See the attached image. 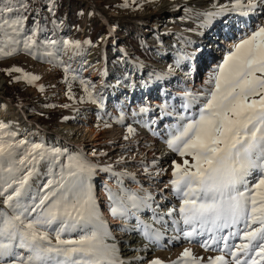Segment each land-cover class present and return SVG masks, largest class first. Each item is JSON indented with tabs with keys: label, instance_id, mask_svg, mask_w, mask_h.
Listing matches in <instances>:
<instances>
[{
	"label": "snow or ice",
	"instance_id": "6c2138e0",
	"mask_svg": "<svg viewBox=\"0 0 264 264\" xmlns=\"http://www.w3.org/2000/svg\"><path fill=\"white\" fill-rule=\"evenodd\" d=\"M47 6L55 12L54 0ZM128 6V0L120 5ZM262 7L264 0H229L198 15L207 22L233 12L249 15ZM29 8L27 0H0V59L25 52L51 62L66 50L79 54L78 40L40 41L42 28L36 21L25 33ZM188 58L179 55L176 66ZM5 71L21 73L13 79L29 84L40 79L17 66ZM81 84L87 99L97 103L95 86L83 80ZM39 87L43 90V85ZM68 94L72 97L71 86ZM182 101L181 112L175 113L177 122L168 127L165 140L167 148L182 159H173L170 169L160 172L150 170L157 165L155 159L144 167L149 176L170 170L171 179L160 195L166 198L165 191H170L179 204L159 212L150 191L122 186L123 177L135 179L134 173L125 171L113 173L121 185L118 190L105 185L111 214L125 221L134 218V226L124 224L121 229L138 232L152 244H159L165 234L154 224H167L168 217L172 231L179 234L170 239L198 240L202 247L222 253L209 257L207 264H264V24L239 37L209 75L203 91L186 90ZM167 108V103L160 106L162 116L173 115ZM151 110L139 109L145 114ZM155 123L145 121V126ZM9 129L0 122V264H127L92 183L100 166L81 152L17 140L18 133ZM128 132L135 135L136 130L129 126ZM41 161L48 164L47 179L34 188L31 180L40 175ZM101 170L112 171V167ZM145 209L152 212L151 222L141 218ZM237 238L240 243L230 242ZM149 264L164 261L157 257ZM172 264H204V260L185 248Z\"/></svg>",
	"mask_w": 264,
	"mask_h": 264
},
{
	"label": "rangeland",
	"instance_id": "374dc122",
	"mask_svg": "<svg viewBox=\"0 0 264 264\" xmlns=\"http://www.w3.org/2000/svg\"><path fill=\"white\" fill-rule=\"evenodd\" d=\"M171 1L173 0H128V7H120V5L124 3V0H54L56 10L52 13L47 6L49 0H27L30 8L27 13L28 20L25 26V33L30 32L33 27V22L36 21L42 28L38 37L40 41L49 39L57 41L78 40L81 42L82 48L79 54H75L71 50L60 52L57 58L51 62L37 59L25 52L0 59V75L5 78L2 91L5 97L18 107L14 109L13 112L8 113L7 116L9 118H3L0 122L10 125L9 130L18 133L16 137L17 140L24 139L26 130L24 131L18 128L20 127L18 124L20 115L18 111L21 110L28 117L26 119L27 122L30 120V123L41 125V127L45 129V137L46 134L48 135V142H46L47 138H43V141H39V135L38 138L35 139L37 142L32 139L29 141L30 143H42L47 147L66 149L68 153L81 152L85 154L91 162L94 161L93 163L95 164L103 162L110 163L112 167V171L110 172L112 173L108 175H112L111 179L116 183L117 177L113 173L121 172L122 169L129 167L131 168L130 173L134 172L139 175L135 177L136 180L134 181L128 179L123 181V187L134 189L136 182H138L137 179L139 178L144 188L152 194H155V196H161L160 190L163 187L165 188V185L168 184L171 175L164 178L163 176L154 178L155 175L149 176L143 171H138V168H140L139 161L141 159L140 151L143 146L145 147L147 145L148 138L155 137L156 135L154 133L159 129L156 128L155 124H153L151 128L146 127L145 121L160 117H163L164 120L165 116L161 115L160 106L165 103L168 104V112L171 110L181 111L180 105L183 102V95L176 98L174 93L176 88H172L174 90H171V93L175 96H168L165 100L162 98L160 104L153 105L151 104L152 98L159 97L160 94L157 93L148 100L147 94L143 92V94L135 97L133 100L136 103L139 101L136 107L137 109L133 108L132 105L134 104L132 103L119 107L118 100H120L123 93H127L125 89L131 85L134 87L136 86L135 89L137 88V91L140 93V90L144 89L145 86L148 87L149 84L154 83L157 84L156 90L160 92L162 87L164 89L165 86H168L162 85L161 83H164L165 78L170 77L178 68L181 69L184 67L185 71L187 70V72H189L188 70H190V68L188 65L190 64L191 58L185 59L181 62L179 67H177L175 62L178 56L185 54L191 57L194 53H199L195 50L201 42L199 37H203L205 41H208L210 39L208 34L213 35L217 31V26L220 24L225 25L224 22H226L224 21L226 20L225 17H221L223 21L219 22L220 24L217 23L218 17L205 22L206 18L203 15H198V12L188 9L187 7L181 8L177 13L166 12L163 15L156 16L155 14L148 18L143 16L145 12H149L150 9H155L164 2ZM13 2L16 3L18 0H13ZM93 2H96L95 6ZM136 15L140 18L136 19L134 17ZM262 17H264V14H262L260 18ZM262 24H264V21ZM208 30L210 31L208 32ZM229 30L230 29L227 28L223 31L225 33L231 32L229 36L236 38L237 33L235 35L234 33L238 28L236 30V28L233 27V29L231 28L233 31ZM203 35L206 36L204 37ZM221 36L222 35H220V37ZM86 41H91V44L85 43ZM188 44L189 48L187 50L185 46ZM228 50L229 49H227L221 57H218L219 55H216V52L213 51L217 58L215 60L216 62H210L212 65L207 64L200 72L201 82H204L201 83V87H198L196 93L203 91L209 75L216 69L218 64L222 63ZM179 51L180 53H178ZM88 58L92 59V64L88 63L84 65L83 63L87 61ZM71 61H77L82 68H74ZM100 63L106 66L107 71L101 73L98 79L93 80L91 74H84V67L90 68V65ZM141 65L143 67L139 69L138 67H141ZM13 66L20 67L24 69L25 72L38 75L40 79L32 84L27 83V81L23 79L17 81L13 79V77L21 75V73L13 72L9 75L5 71V69ZM169 66H172L171 74H169ZM66 68L68 71H65ZM73 76H75L76 79H73ZM100 78H102L101 85H99ZM81 80L95 86V93L100 97L97 103H93L87 99ZM179 82L180 81H177L176 83ZM176 83H171V86L174 85L173 87H176ZM39 85H43V90H41ZM69 86H71L72 97L68 94ZM158 86L160 88H158ZM114 92L118 94L117 100H114L116 98V93ZM110 95L113 96L111 97ZM134 95L135 92H133V94L130 93V96L134 97ZM81 97L85 98L82 100L80 99ZM173 100L176 102V105L172 103ZM65 105H67V107H65ZM113 105L117 107L116 110L118 114L114 115L112 113ZM145 106L150 107L152 110L146 114L138 112L141 107ZM136 115H140L139 118ZM123 116L128 118L127 122H124ZM134 116L138 119L136 120L133 118ZM80 117L81 119H87V121H89L87 125L99 134L95 140H90L91 137L89 133L81 127L85 123H83V120H79ZM165 120L161 123V129L170 122ZM21 121L23 122V120ZM171 121L174 120L171 119ZM174 122H177V120ZM106 124L109 126L105 127ZM129 126L136 130L135 135L128 132ZM62 127H64L67 133L71 131L74 133L78 129V134L73 136L74 140L72 141V145L60 144L64 140H60L59 144H53L55 140L51 142ZM116 128H123V130H121L122 133L119 137L112 138L113 141L112 139L110 141L111 130ZM126 133L128 134L129 140L125 139L124 135ZM105 134H107V136ZM60 136L64 138L67 135L63 136L60 133ZM134 138H137V141H134ZM93 152L96 153L95 156L92 155ZM172 154L173 157H171L172 159H170V161L173 159L180 161L182 159L174 153ZM125 157L132 158L134 161L128 164L127 167H122L119 161L121 158ZM62 159H64L65 163L67 162L66 157ZM167 168L168 166L161 165L153 171L160 172V170ZM38 169L39 173H42V178L37 183L36 187L46 181L48 164L41 161L38 165ZM103 175L104 174H101L98 178H95L94 175L92 179V183L95 186L96 197H99L98 199L101 198L98 193L100 186L102 184L106 185L102 180ZM35 177L36 176H34L32 180ZM118 186L121 187V185ZM165 194L166 197L171 195L170 191L167 190ZM100 201L103 202V206L110 211L111 202L109 194L107 202L104 203L103 200ZM2 203L3 197L0 198V205H2ZM131 225H134V223ZM112 230H115L113 231V236L116 238L118 230L115 229V226H112ZM230 242L240 243V240L237 238ZM183 245L186 244L180 243L179 246L176 247L181 248ZM194 247L200 248V243L198 242L197 245H193V248ZM209 250L210 249L204 250L202 255L208 253L207 251ZM210 251L213 250L211 249Z\"/></svg>",
	"mask_w": 264,
	"mask_h": 264
},
{
	"label": "bare ground",
	"instance_id": "6f19581e",
	"mask_svg": "<svg viewBox=\"0 0 264 264\" xmlns=\"http://www.w3.org/2000/svg\"><path fill=\"white\" fill-rule=\"evenodd\" d=\"M95 3L96 2H93L94 6L96 5ZM217 3L227 4V3H229V0H173L171 2H164L163 4H161L160 6H158L155 9H150L149 12H145V14L143 16L148 18L151 15L156 14V16L157 15L160 16L166 12L177 13L183 7H187L188 9H191V10L196 11L198 13H203L205 11L215 10L214 6ZM263 10H264V7L258 8L255 12L250 13L249 15H242V14H239L238 12L230 13L226 16H223L226 19V20H224V21H226L225 25L219 23V22H222L223 20L221 19V17H218L217 23L220 24L217 26L218 28H222L223 30H225L227 28L231 30V28L233 29V27L234 28H237V27L242 28L237 33L236 38L235 37L232 38V36L231 37L229 36V33H231V32L223 35L222 31H219V32L216 31L213 35L206 33V34H208V36H212L210 38V40H208V41H205V38L203 39V37L202 38L199 37L201 42L199 43V46L196 47V49H195V50H197L196 52H199V53H197V54L194 53V55H192L190 57L191 61H190V64L188 65L190 68V70H188L189 72H187V70L185 71L184 67L181 69L178 68V70L175 71L173 74H171L170 77L165 78L164 83H161L162 85H168V86H165L164 89L162 87V89H160L161 90L160 92H158L156 90L157 84H154V83L149 84L148 87L145 86L144 89L140 90V93L137 91V88L135 89L136 86L134 87L133 85H131L130 87H128L126 89L124 88L127 91V93H123L122 96L120 97V100H118L119 101V107L130 105L132 103V104H134V105H132L133 108H136L139 101H137V103H136L133 100L135 97L143 94V92H145L147 94L148 100H150L151 96H154L157 93L160 94L159 97H153L152 98L151 104H153V105L160 104L162 98L165 100V98L167 99L168 96L174 95L173 93H171V90H174L172 88H176L174 90V93L176 95V96L175 95L174 96L176 98L179 97L180 95H183V93L186 90H190L192 92L195 91V93H196V90L198 89V87L201 85V83L204 82V81L201 82L200 72L205 68V66L207 64H210V62L211 63L216 62L215 60L217 58H216L214 52H216V55H219L218 57H221L226 52L227 49H230L237 42L239 37L243 36L246 32H250L251 30H254L255 27H257L258 25H261L262 22L264 21V17L260 18L261 15L264 14ZM134 17L136 19L140 18L138 15H136ZM253 19H254V21H252ZM248 23H249V27L247 26ZM210 30H208V32ZM231 31H233V30H231ZM220 35H222V36L220 37ZM185 47L188 50L189 44L186 45ZM181 48H183V47H181ZM178 53H180V51ZM162 59H163V57H162ZM71 62H72V65L74 66V68H77V69L79 67L82 68L81 65L77 63V61L76 62L71 61ZM91 62H92V59L88 58L87 61H85L83 64L87 65L88 63H91ZM210 65H212V64H210ZM142 67L143 66L141 65V67H138V68L142 69ZM83 70H84V74H91L93 80H95V79H98L99 76H101V73L107 71V68L105 65H103V63H100V64H96V65H90V68L84 67ZM168 78H170V79H168ZM101 80H102V78H100V80H99V85H101L100 83H102ZM177 81H180V82L176 83ZM173 82L176 83V85H175L176 87H173L174 85L171 86V83H173ZM4 84H5V78H3L2 75H0V121H2L3 118H5V119L9 118L7 116L8 113H11L14 111V109L18 108L17 106H15L13 104V102H11L8 98L5 97V94L2 91ZM158 88H160V87L158 86ZM133 92H135L134 97L130 96V93L133 94ZM114 93L117 94V92H114ZM116 94H115L116 98L114 100H117V98H118V94L117 95ZM110 96L112 97L113 95H110ZM172 103H174V105H176V102L174 100L172 101ZM116 109H117V107L113 105L112 106V113L114 115L118 114ZM138 112H140V111H138ZM169 112L173 113V115L164 117V120L166 119L167 122L168 121H170V122H168L162 129L160 127H161V123H163V121H164L163 117L154 119L156 121V123H155L156 128H159L155 133H159V134L157 135L154 133L156 136L148 138L147 145L145 147L143 146V148L141 149V151H140L141 152L140 153L141 159L139 161L140 168H138L139 169L138 171L144 172V167L146 165L151 164L153 159H155L157 161V165L154 169H150L151 171L155 170L156 168H158L161 165H166V166H168L167 169H170V165H171L170 159H172L171 157H173V154L170 150H168L167 145L165 143V140L167 139L168 127L170 125H173L176 123V122H174L177 120L175 113H179L181 111L171 110ZM18 113L20 114L19 118H18L19 121L17 120L19 122L18 124L20 125V127H18V128L22 129L24 131L26 130L24 133V139L25 140H27V141H30L32 139L35 140L40 135L39 141L42 140L43 138H47L46 142H48V135L46 134V137H45V129H43V127H41V125L39 126L38 124L30 123V120H28V122H27L26 119L28 117L25 115V113L23 111L19 110ZM12 114H14V113H12ZM136 116L139 118L140 115H136ZM133 118H135L136 120L138 119L135 116ZM171 119L174 121H171ZM21 120H23V122ZM24 120H25V123H24ZM79 120L80 121L83 120V123H85L81 127H83L87 133H89V136L91 137L90 140H95L99 134H97L90 126L87 125L89 123V121H87V119H83V118L81 119V117ZM123 120H124V122L125 121L127 122L128 118L123 116ZM10 121H11V119H10ZM22 125H24V126H22ZM121 130H123V128H116V129L111 130L110 141L112 138L114 139L115 137H119L122 133ZM77 131H78V129L74 133L72 131L67 133L64 130V127H62L59 129L57 134L55 133L56 137H53L51 142H54V140H55V143H53V144H59L60 140H62V141L64 140L60 144H63V145L71 144L72 145L73 144L72 141L74 140L73 136L78 134ZM105 131H107V130H105ZM60 133L63 136L64 135H67V136L63 138L60 136ZM160 133H162V134H160ZM105 135L107 136V134H105ZM124 136H128V134L126 133ZM113 139H112V141H113ZM134 141H137V138L136 139L134 138ZM133 161L134 160L132 158H126L125 157V158H121L119 163L121 164L122 167H127L128 164H130ZM141 161H143L144 163H141ZM97 165H99L100 167H98L96 170L95 178H98L101 176V174H104L102 177L103 182L107 186L111 187L113 190H117L119 187L118 184L116 182L112 181V179H111L112 175L111 176L108 175L109 173H112V172H110V171L106 172V171L101 170L105 166H109V165L111 166V164L107 163V162H103V163H99ZM125 171L130 173L131 168H129V167L126 169L124 168V169H122L121 172H125ZM118 173H120V172H118ZM131 173H134V172H131ZM105 174H107V175H105ZM134 174L137 175V176L135 175V177H138V175H139L137 173H134ZM170 175H171V172L169 170L168 172L161 173L159 176H155L154 178H159L162 176L164 178V177H169ZM41 178H42V173H40V175L36 176L32 180V184H33L34 188L37 186V183L41 180ZM122 179H123V181H125L126 179L131 180V181L136 180V178L133 179L132 177H128V176L123 177ZM137 180H138V182H136V184H135L136 186L134 189L147 190L146 188H144L143 183L141 181H139L140 179L138 178ZM104 186H105L104 184H102L100 186L98 193L101 196V198L100 199H98L99 197L97 198L99 206H101L100 211L103 215V218L107 222V226L110 229V231L112 232V234H114L113 231H115V230H112V226H115V229L118 230L116 233L117 237L115 238V241L118 244L121 258L123 260H125L127 262V264H149V262L153 258H157V257L159 259H161L162 261H164V264H172L173 261H176L181 256V254L183 252V248L184 249L185 248L191 249L193 255L196 257H202L204 260V264H207V260L209 257H215L217 255L222 254L219 251H214V250L210 251L211 250L210 249L209 251H207L208 253H206L205 255H202V252L204 250L206 251V249H208V248L202 247L201 244H200V246H201L200 248H195V247L193 248V245H195V244L197 245L198 240L187 241L184 239H178V240L170 239L171 237L177 236L179 234L172 231L171 220L168 217H165V219L169 221L167 224H159V223L154 224V227L160 228L161 231H163L165 233L163 239L160 241L159 244L150 243L149 241L145 240L141 235H139L138 232L123 231L121 229L120 225L127 224L129 227H131V226L135 225L136 221L134 218L131 220L125 221V220L113 218V217L108 215L107 211H109V210L107 208H105L103 206V204H101L102 202L100 201L103 199H107V197H108V192L106 191ZM141 194H143V193L141 192ZM153 196L156 198V201H154L153 206L155 207L156 204H159L160 205L159 212H161V213L167 212L168 208L179 204L178 199L175 196H173L172 193L170 196L166 197V199L162 198L159 195L155 196V194H153ZM157 196H159V197H157ZM140 215H141V218L144 219L145 221L151 222L152 212L150 210L145 209L143 212H141ZM132 223H134V225H131ZM180 243H185L186 245H183V247H181V248L176 247V246H179ZM145 244H148V247L146 249H144ZM136 249H144V250L143 251H136ZM140 256L143 257V260H133L132 259L133 257H140Z\"/></svg>",
	"mask_w": 264,
	"mask_h": 264
}]
</instances>
